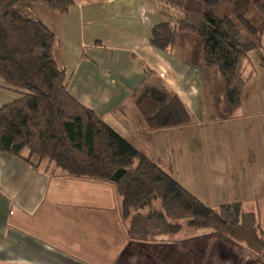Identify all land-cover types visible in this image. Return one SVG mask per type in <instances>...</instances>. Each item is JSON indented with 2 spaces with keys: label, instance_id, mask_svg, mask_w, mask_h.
<instances>
[{
  "label": "crops",
  "instance_id": "0c3cea01",
  "mask_svg": "<svg viewBox=\"0 0 264 264\" xmlns=\"http://www.w3.org/2000/svg\"><path fill=\"white\" fill-rule=\"evenodd\" d=\"M32 14L56 35L55 59L66 71L69 93L80 104L93 110L204 203L243 202L241 198L247 196L244 186H251L246 181L251 168L262 171V152H254L256 148L246 144L241 147L240 140V147L229 148L228 153L209 143L212 135L215 142L220 141L222 131L231 136L242 134L228 126L235 120L244 119L248 131L252 123L262 127L258 124L262 123L264 100L248 101L246 88L240 107L225 122L220 120L223 129L213 133L217 122L209 118L199 69L149 43L152 27L176 16V10L159 0H74L64 14L41 4ZM146 68L179 96L192 118L190 124L150 131L141 118L136 119V100ZM17 96L0 78V107ZM190 156L195 165L187 167L185 160ZM243 158L247 159V171H241ZM106 183L68 177L54 166L34 170L20 158L0 152V264H139L140 247L154 253L155 246H169L165 235L155 241H133L128 227L127 243L118 238L116 223L123 221L121 198L115 209L109 194L112 189ZM209 186L219 190H205ZM227 186L231 195L238 196L233 201L221 196L220 188ZM83 188L93 209L77 204L84 200L78 196ZM206 233L193 234V238H204V243L214 239ZM215 240L212 247L217 253L231 247L239 260L227 257L224 263L214 260L212 264L257 263L240 248L217 237ZM98 246L99 252L95 250ZM201 246L209 254L210 244ZM124 250L129 263L120 258Z\"/></svg>",
  "mask_w": 264,
  "mask_h": 264
},
{
  "label": "trees",
  "instance_id": "16d2710c",
  "mask_svg": "<svg viewBox=\"0 0 264 264\" xmlns=\"http://www.w3.org/2000/svg\"><path fill=\"white\" fill-rule=\"evenodd\" d=\"M159 1L177 15L152 27L150 45L197 67L209 118L228 119L241 105L245 65L264 33V0ZM38 4L64 14L74 0H0V78L18 95L0 107V152L34 170L54 166L68 177L112 183L133 241H155L186 226L263 259L264 231L254 212L241 202L204 203L69 93L54 56L56 35L32 16ZM136 108L150 131L192 120L149 68Z\"/></svg>",
  "mask_w": 264,
  "mask_h": 264
},
{
  "label": "rangeland",
  "instance_id": "374dc122",
  "mask_svg": "<svg viewBox=\"0 0 264 264\" xmlns=\"http://www.w3.org/2000/svg\"><path fill=\"white\" fill-rule=\"evenodd\" d=\"M173 10H177V9L173 8ZM249 55H250L251 62L250 60H248V62L245 65V75L249 77V85L247 84L248 87L246 86V88H248L247 98H248V101L261 100V99L264 100V33L261 37L259 46L253 49ZM249 63H251L252 66ZM253 70L254 72L252 73ZM262 110H264V107H262ZM134 112L135 111H133V113ZM134 114H136L137 120L141 118L139 117L140 115L138 112H135ZM214 121L217 122V124L215 125V130H212L213 133L216 131H219L220 129L221 130L223 129V126L219 123L220 120H214ZM222 121L225 122L226 120H222ZM244 121H245L244 119H242V121L235 120V122L231 123V125H228V126H234V132L238 129L241 130L242 134L238 133L236 136L234 135L231 136V135L225 134V132L222 131V134L220 135V141L215 142L214 141L215 135H212L211 142L209 143V145H211L214 148L220 149L222 153L224 152L228 153L229 148H234V147L239 148L240 147L239 146V140H240V144L242 145L241 147H244L243 145L246 144L247 147H251V148L255 147L256 149L254 150V152H257V153H259L260 151L262 152V171L256 172L253 170V168H251L250 172L248 173L251 176L248 177L249 180L248 179L246 180L248 181V184L251 186H250V189L244 186L243 191L247 193V196H243V198H241L243 199V202H241V206L244 211L254 212L257 216V219L261 227L262 225L264 227V114H262V123L260 124L257 123L258 125L262 124L261 125L262 127H257L254 123H252V125L250 126L251 130L248 131L247 125H245ZM255 121L259 122V118H256ZM202 133H203V137L206 138L205 133L204 132ZM196 136L198 137V135ZM206 140L207 138L204 139V142H206ZM191 159L192 158L190 156L189 160H185V165L187 167L189 166L191 167L195 165L194 159L192 160ZM229 159L230 158L228 156V160ZM247 164H248L247 159L243 158V167H241V171L244 168H246L245 171H247V167H245ZM106 185L110 186V188L112 189L111 193L109 194L112 197L113 206L116 209L119 206L120 197L116 193L115 187L112 183L107 182ZM217 188L218 186L217 187L209 186V187H206L205 190L212 189L214 191H217L219 190ZM221 189H223L221 196L227 199L228 201H233L234 197L235 198L238 197L235 194L233 195L230 194L229 186L225 188L221 187L220 190ZM85 194H88V191L85 188L81 189L78 192L79 198L81 199L84 198V200L81 202H77V204L81 206L84 205L85 208L91 207L93 209L94 208L93 202L89 201L88 198L85 196ZM114 199H116V201H114ZM210 206L216 207L218 205H210ZM95 209L97 210L98 208H95ZM116 227H117L118 234H120L118 235V238L119 237L122 238V240H124V243L126 244L127 242L125 241L126 239L124 238H125V228L128 227L127 221L123 220L122 222L119 223V220H118V223H116ZM206 232L211 233L212 231L210 230L195 231L194 229L184 226V228L178 234L171 235V236L166 235L168 237H165V238H169V239L168 240L165 239V240L168 242H171L169 246H167V243L165 244L166 246H159V245L155 246L154 253L152 251L146 250V247H140L138 249L139 253H137V255H139L138 262H140L139 264H203L204 262H205L204 264H212L214 260H219L222 263L223 259L227 257H233L234 260H239V254L237 253V251L233 250V248L231 247L225 248V249L221 248L222 252L217 253V250L212 247V243L214 241L216 242L215 240L216 236L209 235L213 237L214 239H212L211 241H208L207 239H205L206 241L205 243H204V238H201V237H198L197 239L193 238V234L199 233L201 235L202 234L204 235V234H207ZM111 236L112 235H109V238ZM218 239L222 240L220 238ZM112 240L113 238H111V241ZM201 242H203V244H199ZM224 242L229 244V246L240 248V252L241 253L244 252L243 255L247 253H248L247 255L250 254L249 256L250 259L257 260V263L255 264H264V258L263 259L257 258L252 253H250V251H248L247 249L240 247L241 245H235L227 241H224ZM205 244H210V248L212 247L211 250L209 251V254H206V252L204 253V251L201 250L202 248L201 245H205ZM99 247L100 246H98L95 249L97 252H99L98 251ZM158 249L160 250L158 251ZM136 250L137 249L135 248L134 253H136L135 252ZM121 255L122 257L120 255L119 256L123 260L124 263L130 262V259H126L127 252L125 250L122 251ZM118 261L119 263H122L120 260Z\"/></svg>",
  "mask_w": 264,
  "mask_h": 264
},
{
  "label": "built area",
  "instance_id": "2783aa9c",
  "mask_svg": "<svg viewBox=\"0 0 264 264\" xmlns=\"http://www.w3.org/2000/svg\"><path fill=\"white\" fill-rule=\"evenodd\" d=\"M160 76L163 77V74L161 73Z\"/></svg>",
  "mask_w": 264,
  "mask_h": 264
}]
</instances>
